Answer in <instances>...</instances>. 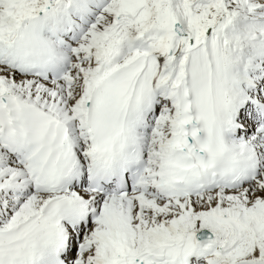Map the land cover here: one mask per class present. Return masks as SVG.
I'll list each match as a JSON object with an SVG mask.
<instances>
[{
  "label": "snow or ice",
  "instance_id": "obj_1",
  "mask_svg": "<svg viewBox=\"0 0 264 264\" xmlns=\"http://www.w3.org/2000/svg\"><path fill=\"white\" fill-rule=\"evenodd\" d=\"M0 264H264V0H0Z\"/></svg>",
  "mask_w": 264,
  "mask_h": 264
}]
</instances>
